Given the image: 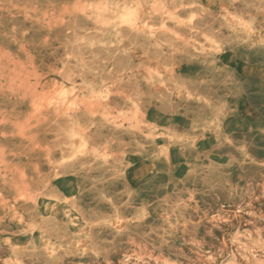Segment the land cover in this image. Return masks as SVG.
I'll return each mask as SVG.
<instances>
[{
    "label": "rangeland",
    "instance_id": "obj_1",
    "mask_svg": "<svg viewBox=\"0 0 264 264\" xmlns=\"http://www.w3.org/2000/svg\"><path fill=\"white\" fill-rule=\"evenodd\" d=\"M0 264H264V0H0Z\"/></svg>",
    "mask_w": 264,
    "mask_h": 264
}]
</instances>
